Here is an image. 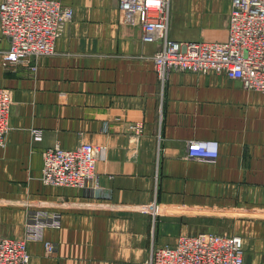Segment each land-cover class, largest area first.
<instances>
[{
  "label": "crops",
  "instance_id": "obj_1",
  "mask_svg": "<svg viewBox=\"0 0 264 264\" xmlns=\"http://www.w3.org/2000/svg\"><path fill=\"white\" fill-rule=\"evenodd\" d=\"M56 1L74 11L56 55L4 68L11 40L0 29V88L13 96L0 235L23 239L36 213L52 214L60 227L29 244L30 264H144L153 247L204 233L241 237L246 263L264 264V93L216 74L162 81L158 45L123 23L120 0ZM231 8L171 0L168 37L226 42ZM193 141L218 143V159H189ZM83 144L100 150L88 188L45 186L44 152Z\"/></svg>",
  "mask_w": 264,
  "mask_h": 264
},
{
  "label": "built area",
  "instance_id": "obj_2",
  "mask_svg": "<svg viewBox=\"0 0 264 264\" xmlns=\"http://www.w3.org/2000/svg\"><path fill=\"white\" fill-rule=\"evenodd\" d=\"M124 24L139 27L142 42L157 44L153 57L159 78L165 81L174 72L216 74L239 82L250 92L264 93V0H232L229 35L226 42H176L168 37L171 0H120ZM72 8L54 0H3L0 5V29L11 40L3 55L5 66L30 59L56 55L63 29L72 22ZM12 92L0 88V147L11 127ZM34 141L43 135L34 130ZM188 158L213 162L218 159L216 142H190ZM100 150L83 144L73 150L59 145L44 152L42 182L47 187L85 190L94 180ZM152 216L159 214L155 205ZM60 227L59 216L36 213L23 239L0 235V264H30L28 246L43 240L47 229ZM46 252L55 246L46 243ZM144 264H247L243 239L239 236L204 233L182 236L175 246L153 247Z\"/></svg>",
  "mask_w": 264,
  "mask_h": 264
},
{
  "label": "rangeland",
  "instance_id": "obj_3",
  "mask_svg": "<svg viewBox=\"0 0 264 264\" xmlns=\"http://www.w3.org/2000/svg\"><path fill=\"white\" fill-rule=\"evenodd\" d=\"M54 1H56V0H54ZM59 2V1H58ZM61 3V2H60ZM3 66H4V68H9L10 66H5L4 65V62H3Z\"/></svg>",
  "mask_w": 264,
  "mask_h": 264
}]
</instances>
